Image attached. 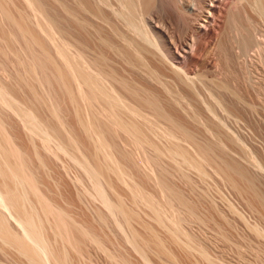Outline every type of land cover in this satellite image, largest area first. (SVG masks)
<instances>
[{
  "label": "bare ground",
  "instance_id": "bare-ground-1",
  "mask_svg": "<svg viewBox=\"0 0 264 264\" xmlns=\"http://www.w3.org/2000/svg\"><path fill=\"white\" fill-rule=\"evenodd\" d=\"M26 1L35 9L31 8L33 12H37L34 14L37 23L33 31L26 17L21 15L16 20L6 8V0H0L5 19L14 26L20 37L28 40L26 48L32 53L31 60L21 61L23 59L20 58L19 63L26 75L18 80L24 85L26 83L33 97L31 102H37L38 108L40 105L47 107L51 97L48 100L49 94L46 97L37 92L39 86L36 85L42 82L38 70L49 68V71H53V77L49 78L59 85L65 101L69 102L66 103L74 107L73 115L84 135L82 138H87L84 143L87 140L86 144L90 142L91 146H87L92 148L89 151L93 153V163L79 155L80 148L65 131L59 108L56 104L52 105L54 102L51 101L47 108L55 129V126L51 128L47 122L44 123V118L38 117L31 104L32 107H29L21 103L0 81L2 107L19 117L29 136L40 141V153L37 152L38 147V150L34 149L37 156L40 155L36 156L40 164L43 165L41 151L45 150V154L49 153L59 161L62 160L59 159L60 155H68L83 169L111 217L114 220L121 217L120 220L130 229V235L126 233V240L141 255L145 264H151L146 253L152 248L168 259L173 260L174 257L156 232L145 227L148 238H144L134 230L132 223L138 220L136 212L127 208L121 197L116 196L113 201L106 192L103 181L110 176L130 188L135 203H144L154 212L157 222L166 227L171 244L190 252L193 247L190 236L183 228L185 216L182 218L179 214L183 208L181 206L187 207L182 196L172 193V199L178 203L180 210L174 211L172 218L164 219V207L174 204L170 201L171 197L166 194L163 205L130 183L112 154V143L116 139H111V143L108 137L118 139V135L123 137L124 134L129 139V143L125 141L126 144H133L126 146H135L138 150L151 149L156 160L167 158L178 169L183 165L194 169L202 179L209 178L211 173L208 169L215 172V166L219 163V160L216 164L212 162L213 159L210 160L213 154L215 157L218 155L213 152L218 149L216 152L226 154L225 149L229 148L226 144L237 142L234 135H229L227 120L249 118L254 111L253 104L248 102L250 98L247 102L239 99V96H243L237 94L239 87H246L248 94L263 88L259 84L260 87L257 86V80L254 81L256 75L253 76L252 64L247 59L251 51H259L261 54L258 53L259 57L256 55V60L264 67V0H62L64 25L61 28L53 16L43 17L41 0ZM156 11H159V20L154 15ZM163 17L174 19L176 28L173 22L170 24L171 21ZM56 28H60V34ZM186 30L187 34L192 33V46L184 44L186 42L182 40ZM214 40L216 47L213 45L215 49L209 51L210 55L206 54L209 56L206 59L203 54ZM13 42L12 37L8 39L9 49H12ZM34 48L38 49L35 50L37 53L39 51L38 56H35ZM203 67H209L221 78L218 76L216 81L208 80L210 77L205 76ZM4 127L0 121V249L5 254L9 253V248L15 252L14 255L17 251L27 259L28 264H70V253L82 256L80 246L84 240L92 241L102 250L105 246L99 244L96 237H92L44 195L33 169L27 166L26 155ZM200 135L208 137V141L204 136L207 142H201ZM227 139L230 141L227 142ZM255 160L253 166L261 169L263 165L260 166ZM226 161L221 160L225 166L230 160ZM237 162L234 163L238 174L235 176L250 181L244 172L247 169ZM219 165L216 167L220 171ZM262 169L264 171V167ZM163 189L165 193L168 192L165 186ZM189 212L187 216L193 214V211ZM117 220L116 226L124 230L123 224ZM255 233L259 237L263 235L257 228ZM181 236L185 237V242H181ZM201 252L205 258L204 251ZM19 254L15 257L20 258ZM122 261L118 264H124Z\"/></svg>",
  "mask_w": 264,
  "mask_h": 264
},
{
  "label": "rangeland",
  "instance_id": "rangeland-1",
  "mask_svg": "<svg viewBox=\"0 0 264 264\" xmlns=\"http://www.w3.org/2000/svg\"><path fill=\"white\" fill-rule=\"evenodd\" d=\"M61 2L62 0H41V4L43 6V17L53 16L57 20V26H59L60 28L64 25V23L62 24L64 16L62 15L63 9L61 7ZM5 4L7 10L10 11L9 13L14 16L13 18L18 20V18L23 15L28 19V24L33 27V29L30 28V30L33 31L34 28L36 29L37 20L35 18L36 15L34 14L37 12H33V10L35 9L30 7L26 0H6ZM3 10L4 9L0 6L1 84L3 83V85L9 90V92H11L12 95L15 96V98L18 99L21 103L28 105L29 107L33 106V110L35 112L37 111V115L39 114L38 117H41L40 119L42 120L44 118V123L47 122L46 124H49V127L51 128L55 125L50 118L51 115L49 112V108L47 107L51 105L49 104L51 103V101L52 103L54 102V104L52 105L56 104L55 106L59 108L58 110L60 111V114L64 121L65 131L68 132V135L74 138V140H76L75 142H77V145L80 148H78L80 150L79 155H83V157L85 156V158H87L89 162L91 161L90 163H93V157H91L93 153L91 154V152L89 151L90 149L92 150V148H89V146H91L90 142L89 144H86V142L88 141L87 140L84 143L86 137L83 140L82 137L84 135L82 136L83 133L80 132L75 116L73 115L74 107L71 104H68L69 102L67 100L66 101L68 103H66L59 85L55 81H53V78H49L53 77V71L51 70L52 74L50 75L51 71L48 70L49 68H47V70H38V76L40 77V80L42 82L40 83V85H36L39 86V88H37V92H39L41 96L46 97L48 96L47 94H49V98L47 97L48 100L51 97V101L47 102V107L45 105H42V108V106L39 104L40 106L38 108L37 102H35L34 100V102H31V98L33 97L28 91L26 83L24 85L20 80H18L20 76L26 75L25 69L22 65H20L19 60H31L32 53L27 50L28 48H26V41L28 40H25L17 34L14 26L5 19ZM158 12L159 11H156L154 15L155 17L157 16L156 19L159 20ZM165 19H169L168 21H171L169 22L170 24L173 22L172 24L175 27L173 25H171V27L173 26L174 28H176L174 19ZM60 28H56L58 29V32ZM187 32L188 31L186 30V32L183 33L184 35H182V37L185 38L182 40L183 42H186L184 44L190 46L192 44L193 37L191 32L188 34ZM263 34L264 32L262 33V35ZM11 37L14 41L12 46V49L14 50L7 47V45H9L8 39ZM213 45H216V40L212 41L209 50L207 49L205 55L203 54L204 58L208 59L207 57L209 56H207L206 54L210 55L209 51L212 52L215 49L216 46L214 47ZM49 48L48 51L51 50V48L50 50ZM7 50H9V52L12 51L10 53H7L8 56H6ZM35 50L37 51L38 49L34 48V52ZM51 52L54 51L51 50ZM253 52L251 51L249 53L247 61L250 63V65L252 64V72H254L253 76L256 75L253 78L255 79L254 81L257 80V86L260 85L263 88H260L261 90H257L256 92L250 91V94H248L246 87H239L243 92L240 90L238 91L237 89V94L239 93L238 96L243 95L239 96V99H242L241 101L246 100L247 102L250 98L248 102H251V104L249 103L250 105L253 104L254 109H252L254 111H252V114L250 116L251 118L244 117L245 119H238V121L237 119L235 120L233 118H230L229 121L227 120L228 130H230L229 135H234V141H237L239 143L231 142L227 139V142H230L226 144L229 148L225 146V148H227L225 149V151H227L226 154L223 153V151H221L222 153L220 151L216 152L218 149L213 152L215 153V155L218 154L217 157L220 155L218 158H222V161H228L229 159L232 164L237 161L241 163L240 165L243 169L245 167V170H249H246L244 172L247 173V179L248 176L250 177V179H248L250 181H247L240 176L238 179V176H235L238 175L235 172V167H237V165L235 166L234 164L233 169L232 164L230 163V161H228V164L225 163V166L220 159L214 156L213 153H211L213 154L212 158L210 157L211 159H209H213L212 162H215L214 164H216V162L219 160V163H217L216 166H218L219 164L221 166L223 165L222 167L224 168V170L220 165L219 168L222 170V172L221 170L219 171L216 166L215 172L212 171L214 169L209 168L208 171L211 173L209 178L202 179L194 169H189L183 165L182 167H180L182 168V170L180 168L178 169V167L176 168L175 165L172 164L171 161L167 158H163L161 159V161L159 159L156 160L155 153L151 149L138 150L135 146H132L133 148H131L130 146H126L133 144H126L125 141L129 143V139L126 135L125 137L124 134H122L124 139L121 135H118V139L115 137L110 138L112 136L108 137L109 141L111 139L112 141L116 139V143L115 141L113 143L110 141L112 145L114 144L112 154L116 161H118L117 163H119L124 173H126L127 179L130 181V183L137 185L140 189L143 190V192L152 196L155 200L159 201L163 205H165L166 202V194H168L167 197H171L170 201L172 202V204H174L172 207H164V219H166V217L167 219L172 218L174 215V211L180 210L178 203L176 204V202L172 199L174 193L180 194L187 206L186 208L185 205L181 206L183 208H181L179 214L180 216H182V218L185 216L183 218V228L187 233L186 235L190 236L189 238L191 239V245L193 247H191L192 250H190V252L185 250L181 246H176L170 243V241L168 240L166 227L161 226L157 222L154 212L146 204L141 202H134L129 190L130 188L127 185L118 182L113 176L104 179L105 181H103V185L106 187L105 189L107 190L106 192H108L109 198L111 197V199L113 200L117 198L116 196L121 197L126 204L125 206L136 212L138 220L133 221L132 223L133 227L135 228L134 230H137V232L140 233L144 238H148L145 227L151 229L153 232H156L159 238H161L162 241L167 244L165 245L166 248H168L169 251L173 254L174 258L173 260H171L166 256L154 252V248L150 249V251H148V249V252L146 251V254L148 255L146 256L151 264H264V171L262 169L264 167V92L262 93V90L264 89V81H260L262 79L264 80V67H262V64H260L261 66L258 64L259 60H256L261 53L259 51V54L256 53V51L254 53ZM35 53V56H38L40 54L39 51V54L37 52ZM50 54L52 55L53 53ZM256 55L258 57H256ZM56 59L57 57L55 58V60ZM255 60L257 61V63ZM58 61L60 60L58 59ZM252 61L254 62L252 63ZM204 66L206 67V65ZM205 67H203L205 69L204 74L205 76H207V78L208 76L210 77L208 80L214 81L216 78H218V76L221 78L220 75H217L210 71L209 67ZM47 76V79H50V83H46L48 81L46 79ZM258 80L261 84L258 83ZM51 82H54L55 84H52ZM244 88L246 89V92ZM258 91H261V93H258ZM32 103L35 104L33 105ZM30 104L32 106H30ZM2 106L3 105L0 103V121L5 126L4 128L7 133H9L8 135L12 137V140H15V144L19 146L18 148L21 150V152L23 151L24 155H26V157H24L28 160L27 161L25 159L29 164H27V166L31 167L29 169H33L32 171H34L33 173L36 175L41 191L56 207L71 216V218H73V221H75L81 227H84L85 230L93 235L92 237H96V240L99 241V244L103 245V247L105 246V249L102 248V250H100V248L92 243V241L90 242V240H84L83 242H86L84 243V245H82V242L80 246V250H82L81 253L83 252L82 256L80 255L79 257L76 254L70 253V264H118V262L121 263L122 260L124 261V264H145L141 255L126 240V235H130V229H128V227L123 224L124 222L120 220L122 219L121 217L118 218V220L116 218L115 219L117 221H120L119 223L123 224L122 229L124 230H120V227L116 226V220L113 219L114 217H111L101 198L98 197L95 193L93 185L90 182L91 180L86 176L83 169L78 164H76L70 156H65L63 154L60 155L59 159L62 158V160L60 159V162L59 160H57L58 158L55 159V156L53 157V155L51 156L49 153L45 154V150L41 151V160L43 162V165L45 166L40 164V159L37 158L40 155L37 156L35 150H38V147L39 151L37 152L40 153V145L42 144H40V141L37 140L38 138L36 139L29 136V132L25 130L26 128H24V125H22L23 123L21 122V120L19 121V117L14 115V113L9 109H5ZM44 106L46 107V109L44 108ZM230 127L231 129H229ZM55 128L56 126L53 129ZM197 134L199 135L200 133L198 132ZM120 136L122 138H120ZM203 137L201 136L200 138L202 139H198H200V141L202 140L201 142L205 141L203 143H206L209 138L205 136L207 140L206 141L204 140L205 138L203 139ZM125 138H127L128 140H125ZM225 138L224 141L226 140ZM234 143L237 144L235 145ZM239 144L240 146H238ZM34 145L36 146V148ZM121 146L123 147L121 148ZM41 149L43 148L41 147ZM252 158L254 160L256 159L255 161L259 162L260 166L261 164L263 165L261 169H256L257 167L253 166L254 160ZM43 159L45 162L43 161ZM238 162L236 164H238ZM39 164L45 168H42ZM229 164L230 167H228ZM227 167L229 168V170L230 168L232 169L229 171ZM225 168L228 171H225ZM228 176L231 177V179ZM164 186L166 190L168 189L167 193H165L163 189ZM189 211H193V214L191 215L192 217L190 216V214L188 216L186 215V213L188 214ZM166 224H168V222ZM256 228L263 233V237H259L256 235ZM184 240L186 241L185 237L181 236V242H183ZM103 249L111 256V259L109 258L107 253L103 251ZM106 249L109 250V252ZM12 250L14 251V249ZM200 250H202V252L204 251V254L206 255L205 258L200 254ZM1 251L0 264H28L26 262L27 259L21 257V255L17 251L16 255L19 254L20 258L18 256V258L15 257V252H11L10 248L8 254H5L6 252L4 250ZM112 257H114V259H112ZM115 259L117 260L115 261Z\"/></svg>",
  "mask_w": 264,
  "mask_h": 264
}]
</instances>
